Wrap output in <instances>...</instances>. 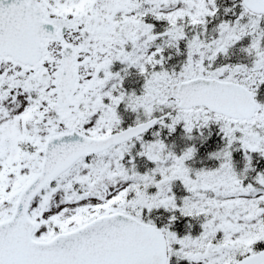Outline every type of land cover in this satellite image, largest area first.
I'll list each match as a JSON object with an SVG mask.
<instances>
[{
  "label": "snow or ice",
  "instance_id": "obj_1",
  "mask_svg": "<svg viewBox=\"0 0 264 264\" xmlns=\"http://www.w3.org/2000/svg\"><path fill=\"white\" fill-rule=\"evenodd\" d=\"M0 264H264V0H0Z\"/></svg>",
  "mask_w": 264,
  "mask_h": 264
}]
</instances>
